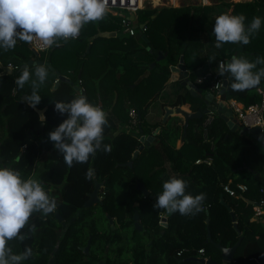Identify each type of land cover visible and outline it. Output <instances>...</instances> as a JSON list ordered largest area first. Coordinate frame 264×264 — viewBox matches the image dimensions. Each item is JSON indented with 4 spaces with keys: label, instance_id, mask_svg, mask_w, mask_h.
Returning <instances> with one entry per match:
<instances>
[{
    "label": "trees",
    "instance_id": "obj_1",
    "mask_svg": "<svg viewBox=\"0 0 264 264\" xmlns=\"http://www.w3.org/2000/svg\"><path fill=\"white\" fill-rule=\"evenodd\" d=\"M231 7V13H243L247 23L254 16L264 17V0L145 7L138 11L140 21L147 27L144 33L130 35L122 26V17L111 12L104 20L85 25L78 38L61 40L59 46H52L47 53L34 51L30 42L25 41H18L14 49L0 50V156L3 162L11 164L22 153L13 168L19 169L25 178L35 173L38 179L46 181L48 184L43 183L58 205L55 212L46 216L33 214L30 223L36 225V230L31 232L26 225L22 229L28 234L24 241H9L16 253L22 252L25 246L33 249V255L23 264H49L52 256L53 264H100V261L105 264H206L183 260L199 255L222 263L221 251L215 243L233 246L240 237L228 205L243 235L235 261L230 264H264V226L252 219L254 203L260 200L264 187V149L260 148L259 141L248 133L242 134L241 128L233 130L226 119L217 114L207 137L203 125L207 115L192 119L186 140L177 146L184 132V116H171L166 123L153 122L148 117L149 107L160 99L163 107L189 105L192 111L207 107L204 100L195 97L178 81L167 90L170 66L177 64L184 55L185 64L195 80L217 70L221 59L227 61L234 56L238 46L225 43L217 48L213 34L216 16L230 11ZM100 30L117 31L118 36L90 41L89 38ZM243 46L236 56L250 60L264 57V25L251 42ZM160 50L166 52L167 57L151 67ZM211 56H215L214 61L209 59ZM38 59L51 63L46 64L49 76L39 90L42 99L36 106H48L44 122L23 97L31 94V83L23 88L15 83L21 67L31 66L35 62L29 64V61ZM9 63L19 68L7 73L5 69ZM57 70L71 81L61 80ZM211 79L209 76L203 82L204 89H209ZM98 80L103 110L109 121L104 143L111 144L112 149L110 152L98 150L87 163H74L69 167L63 154L48 139V133L66 118V114L61 115L54 109V104L82 94L76 89L79 85L90 102L100 105ZM57 81L59 85L54 88ZM258 88L264 89V79L258 86L243 92L230 87L222 97L236 99L248 107L261 102ZM131 109L139 116V130L154 135L153 130L160 128V132L152 136L155 143L146 145L134 160L133 154L142 142L134 131L124 126L131 124ZM207 156L213 157L212 164L196 163L198 158ZM131 160L132 165L126 164ZM170 160L176 171L174 176L188 181V192L206 194L205 212L186 216L179 212L168 214L164 209L153 207L164 181L172 177L164 167ZM89 169H93L91 179L87 177ZM94 177L105 184L106 197L100 208L116 218L117 230L101 229L99 217L84 205L87 193L94 187ZM125 182L130 189L127 197L118 203V186ZM139 182L145 184L153 197L145 196L135 187ZM228 183L235 189L241 183L248 188L245 191L237 189V195H230L224 189ZM60 195L63 201H59ZM58 211L67 220L78 214L61 234H58L62 228L56 216ZM136 211L143 231L135 229L133 216ZM161 212L168 217L167 227L160 224ZM122 229L132 230L133 244L128 242L129 236L122 233ZM209 231L213 242H206ZM144 232L157 235L146 243L141 240ZM89 238L92 241L87 254L82 247L87 245ZM109 243L112 244L110 253L106 250ZM201 248L205 250L203 254L199 253ZM112 250L117 258L112 259Z\"/></svg>",
    "mask_w": 264,
    "mask_h": 264
},
{
    "label": "clouds",
    "instance_id": "obj_2",
    "mask_svg": "<svg viewBox=\"0 0 264 264\" xmlns=\"http://www.w3.org/2000/svg\"><path fill=\"white\" fill-rule=\"evenodd\" d=\"M112 4L115 0H111ZM112 11L109 0H0V50L14 49L18 41H39L44 47L59 46L60 41L79 37L82 28L105 19ZM241 14L223 12L216 16L213 34L215 47L225 43L248 45L264 25V17L254 16L250 23ZM215 60V56L209 57ZM264 57L255 60L232 56L230 61L221 60L218 73L230 81L234 91H245L258 86L264 79ZM49 76L46 64H25L15 83L23 88L31 83V94L25 97L27 104L35 108L42 96L40 88ZM54 109L66 118L48 133L53 147L63 154L65 163H87L98 150L110 152L111 144H105L107 113L97 104L80 94L70 101H55ZM41 122L46 120L42 113ZM264 139V137H261ZM91 179V169L87 172ZM163 190L157 196L154 208L164 209L168 214L196 215L206 211V194L193 195L187 191L188 181L172 176L163 183ZM57 201L46 189L36 174L25 178L19 169L0 166V264H23L33 255V249L25 246L16 253L9 241H24L27 233L22 229L27 225L35 232L36 225L30 223L34 213L48 215L57 210Z\"/></svg>",
    "mask_w": 264,
    "mask_h": 264
},
{
    "label": "water",
    "instance_id": "obj_3",
    "mask_svg": "<svg viewBox=\"0 0 264 264\" xmlns=\"http://www.w3.org/2000/svg\"><path fill=\"white\" fill-rule=\"evenodd\" d=\"M131 16H133V14H131ZM116 36H118V32L117 31H101L100 30L97 34H95L94 36L90 37L89 40L93 41L94 39H96L98 37H116ZM144 37H146V36L144 35ZM149 48H150V45H149ZM243 48H244L243 45H238L237 52H236L235 55H237V53L239 51L243 50ZM89 50L90 49L88 48L87 52H89ZM166 57H167V53L164 52L163 50H160L158 52L157 57H156V61L152 63V66H155L158 61H161V60L165 59ZM230 59H228L227 61H230ZM33 62L51 65L50 62H47V61H44V60H40V59H38L36 61H29V64H31ZM23 66L21 68H23ZM171 69L174 72L180 74V78H179L180 83L182 85H184L185 87H187L189 89V91L191 92V94H193L195 97L203 98V100H204L205 104L207 105V107L204 110L190 111V110H187V109L183 108L182 106H179V107H176V108L166 106L165 107L164 122H166V120L168 119V117L170 115H176V114L183 115L184 118H185L183 137H186L188 126H189L190 121L192 119H201V118H203V116L205 114H208L211 111V109H215L216 108L217 111H218V114L226 119V121L228 122V125L233 130H237L240 127L239 121L233 115L232 109L226 108L225 103L222 102V101L221 102H217L214 99V95L212 93H209V91L204 92L203 88L198 87L197 84L190 79V77H189L190 74H189L187 66L185 64L184 55H181L180 62L177 65H172ZM5 72L13 73V70L8 66V67H6ZM57 73L59 74V78L61 80L71 81L70 78L60 74V72L58 70H57ZM58 85H59V81H57L55 83L54 88L58 87ZM229 88H230V81L225 79L224 80V87L221 90V94H224L227 90H229ZM76 89L78 91H80L83 95H85V92H84V90H83V88L81 86L77 85ZM97 89H98V93L100 94L99 81H98ZM23 97L25 98V97H27V95H24ZM100 107L103 109L102 105H100ZM47 108H48V106H46L44 108L35 107V109L38 111L39 115H41L42 113L45 115V112H46ZM260 132H261V128L259 126H257V127L252 128L250 131H248V134H251L255 138L261 139L262 135L260 134ZM241 133H247V132L244 129H241ZM134 135L137 136V132H135ZM149 139H150L149 136L147 137V136L144 135V136L141 137L140 140L143 142V144L140 146V148L138 150H136L134 152L132 160H134L139 155V152L145 147V144L149 143ZM21 154L22 153H20V155L17 157V159H16L17 161L20 160ZM132 160L129 161L128 163H126V164L132 165ZM101 184L102 183H100L96 179V187H95L94 191L91 193L90 199L85 203L86 206H91L94 203H97V202H99L101 200L100 197H98V191H99V188H100ZM135 187L137 189H141L143 191V193L145 194V196L149 195V190L147 189V187L145 186L144 183L139 182V183H137L135 185ZM151 197H152V195H151ZM222 201H224L223 198H222ZM248 201L250 203H253V201H251V200H248ZM228 207H229V209H230V211L232 213V217H233V220H234V226L237 229L238 234L240 235V237H239L238 241L233 246H225L221 242H216L215 243V245L221 251L222 263H220L218 261H215V260H213V259H211L209 257L206 258V257H203V256H190L188 258H185L184 260L197 261V262L206 263V264H229V263H232L233 261H235L236 252L238 251V248H239V246L242 243L243 235H242V231L238 228L237 221H236V216H235L232 208L230 207V205H228ZM59 218L61 219L62 217L59 216ZM108 218H109L110 222H114V218L112 217L111 214L108 215ZM133 219H134L135 229H139L141 231L144 230V226L142 225V223L140 221V215H139L138 211L135 212V214L133 216ZM162 220L164 222H162L161 224L163 226L167 227L168 226L167 217H163ZM208 220H209V218H208ZM65 228H66V224L64 223L62 229L58 231V234H60L62 232V230H64ZM209 241L213 242L211 231L208 232V239L206 240V242H209ZM90 246H91V239L88 241V244L86 246L82 247V248H84V250L86 251L87 254L89 253ZM57 249H58V246L55 248V250H57ZM53 263H54V258H51L49 264H53ZM100 264H105V263L103 261H100Z\"/></svg>",
    "mask_w": 264,
    "mask_h": 264
},
{
    "label": "built area",
    "instance_id": "obj_4",
    "mask_svg": "<svg viewBox=\"0 0 264 264\" xmlns=\"http://www.w3.org/2000/svg\"><path fill=\"white\" fill-rule=\"evenodd\" d=\"M146 0H115V3L112 4L111 0L109 3L112 8V13L119 15L122 17V26L123 28L130 34L136 35L138 30L141 33H144L147 29L146 24L142 23L140 20L136 19L138 11L145 7ZM205 1V0H204ZM133 14V16H131ZM138 20V21H137ZM32 49L36 52H48L51 48L44 47L39 41L34 40L30 42ZM226 61L225 59H221ZM220 60V61H221ZM219 61V62H220ZM13 72L17 70L19 67L14 65L13 63H9L8 65ZM212 77L210 87L207 91L214 95V99L217 102H224L226 108L232 109L233 115L239 121L240 127L244 129L246 132L250 131L252 128L259 126L261 128L260 134L264 137V89L258 88V92L261 94L262 99L261 102L257 104L250 105L245 107L243 103L237 101L236 99L225 100L222 97L221 90L224 87L225 77L221 76L218 73V69L215 71H210L206 75L201 76L198 79V82L203 83L207 77ZM218 114L217 109H211V111L207 114L206 119L204 121V133L205 136H208L209 126L214 122L216 116ZM132 115V125H138V119L136 117L137 113L135 109L131 110ZM213 157L207 156L205 158H198L196 163H206L212 164ZM247 185L244 183L238 184L237 189L241 191L247 190ZM224 189L230 195H237L238 190L230 185V183L224 185ZM261 198L259 201L254 204V216L253 219L259 220L264 226V187L261 188ZM204 248L199 250L200 254L204 253ZM182 251L178 254L180 255Z\"/></svg>",
    "mask_w": 264,
    "mask_h": 264
},
{
    "label": "crops",
    "instance_id": "obj_5",
    "mask_svg": "<svg viewBox=\"0 0 264 264\" xmlns=\"http://www.w3.org/2000/svg\"><path fill=\"white\" fill-rule=\"evenodd\" d=\"M167 1V2H166ZM159 0V2H157V1H153V0H149V3H154V6H157V7H162V6H183V5H209V4H217V3H219V2H221V0L220 1H209V0H199V4H193V3H184L183 4V2L181 1V0H171L170 2H172V3H170L169 5L167 4L168 2H169V0ZM227 1H231V0H227ZM240 1H252V0H236V1H232V2H240ZM207 2H209V3H207ZM145 3H146V1H145ZM145 7H147L146 6V4H145ZM144 7V8H145ZM232 8L233 7H231L230 8V11H232ZM136 19H138V20H141L140 19V15L139 14H137V16H136ZM137 20V21H138ZM137 34H139V30H138V32H137ZM238 54V53H237ZM158 55V54H157ZM159 62V61H158ZM157 62V63H158ZM179 62H180V60H179ZM178 62V63H179ZM177 63V64H178ZM177 64H172V65H177ZM157 65V64H156ZM155 65V66H156ZM171 65V66H172ZM155 66H152L151 65V67H155ZM171 66H170V70H171V75H170V79L167 81V90H171L172 89V86H173V83L175 82V81H178L179 83H180V80H179V78H180V74H178V73H176V72H174L172 69H171ZM187 69H188V72H189V74H190V79L193 81V82H195L196 84H197V86L198 87H200V88H203V83H200V82H198V79L201 77V76H199L197 79H193L192 78V75H191V70L187 67ZM99 81V86H100V80H98ZM98 81H97V83H96V85H97V87H98ZM181 84V83H180ZM182 85V84H181ZM184 86V85H183ZM188 89V88H187ZM204 89V88H203ZM189 90V89H188ZM207 91V89H204V92H206ZM97 94H98V98H99V104L100 105H102L103 106V101H102V94H101V88H100V94L98 93V89H97ZM199 99H202L203 100V98H199ZM163 102V100H158V101H156V102H154L152 105H151V107L149 108V111H148V117H149V119H150V121H153L154 120V118H155V116L156 115H158L161 111H162V113H163V115H162V118H163V116H164V114H165V107L166 106H162V104H160V103H162ZM160 104V105H159ZM99 105V106H100ZM159 105V106H158ZM167 106H169V105H167ZM169 107H173V106H169ZM183 108H185V109H187V110H190V111H192L190 108H189V105H187V106H185V105H183L182 106ZM174 108H176V107H174ZM108 112H109V114H111V109L109 108L108 109ZM177 115V114H176ZM138 116V115H137ZM171 116H175V115H170V117ZM162 118H161V122L162 123H166L167 122V120H169V119H167L166 120V122H164L163 120H162ZM137 119L139 120V116L137 117ZM154 122V121H153ZM184 123H185V119H184ZM124 126H126V128L128 129V131H134V132H137V136H138V138H139V140H140V137H142V136H148L149 135V137H150V139H149V143H146L145 144V146L146 145H150V144H154L155 143V139L153 138L154 137V135H156V134H158L160 131V128H157V129H154L153 130V134L154 135H151V133L149 134V133H145V132H143L142 130H139L138 128H137V126H133L132 125V118H131V124H129V125H124ZM239 128H241V127H239ZM242 129V128H241ZM184 133V132H183ZM248 133V132H247ZM242 134H245V133H242ZM187 135H188V132H187ZM187 135H186V137H183L182 136V138L180 139V140H178V143H177V146H180L182 143H184V141L186 140V138H187ZM248 135H250V136H252L251 134H248ZM153 136V137H152ZM253 137V136H252ZM262 137V136H261ZM255 138V137H254ZM256 140L257 141H263V143H264V139H259L258 140V138H256ZM141 141V140H140ZM142 142V141H141ZM142 144H143V142H142ZM164 167L165 168H167V172H169L172 176H174L175 175V173H176V171L173 169V163L171 162V160L170 161H167L165 164H164ZM149 194H150V192H149ZM152 197H153V195H152ZM255 204V203H254ZM231 207V206H230ZM160 217H161V220H160V224L162 223V222H164L162 219H163V217H167V215H166V213L165 212H161L160 213ZM253 219V218H252ZM253 220H255V219H253ZM116 221V219L114 218V222ZM167 221H168V217H167ZM117 222V221H116ZM162 225V224H161ZM59 230H61V229H59ZM58 230V231H59ZM63 231V230H62ZM61 234V233H60ZM237 253V252H236ZM131 255V254H130ZM199 256H202V255H199ZM204 257V256H203ZM51 258H54L53 256L51 257ZM206 258H208V257H206ZM235 258H236V256H235ZM184 260V259H183ZM230 264V263H229Z\"/></svg>",
    "mask_w": 264,
    "mask_h": 264
},
{
    "label": "rangeland",
    "instance_id": "obj_6",
    "mask_svg": "<svg viewBox=\"0 0 264 264\" xmlns=\"http://www.w3.org/2000/svg\"><path fill=\"white\" fill-rule=\"evenodd\" d=\"M166 1V0H165ZM171 0H169V2L167 3L168 5L170 4V3H172V2H170ZM182 2H183V4L184 3H193V4H199V0H181ZM212 2L213 1H220V0H211ZM231 1H236V0H231ZM167 2V1H166ZM146 6L147 7H157V6H154V3H149V0H146ZM161 104V103H160ZM159 104V105H160ZM158 105V106H159ZM151 107V106H150ZM149 107V108H150ZM132 110V109H131ZM149 111V110H148ZM162 115H163V113H162V111L158 114V115H156L155 116V118H154V122L155 121H159V120H161V118H162ZM132 116V115H131ZM164 116H165V114H164ZM164 116H163V118H162V120L164 121ZM136 117H138L137 115H136ZM170 118V116L168 117V119ZM134 134H135V132H133ZM149 136V135H148ZM147 136V137H148ZM140 139H141V137H140ZM259 145H260V148H263L264 149V143H263V141L261 140V141H259ZM130 189V187H129V184L128 183H124V184H122V185H120V186H118V191H117V201H118V203L119 202H121V201H123L126 197H127V194H128V190ZM151 197V196H150ZM94 216H96V217H99V221H98V226L101 228V229H108V226L110 225V220H109V222L107 221V217H108V215L107 214H102V212L100 211V208H98V210H96V212L94 213ZM116 219V218H115ZM114 224L117 226V228L119 227V225H118V222H114ZM112 227V226H111ZM119 229V228H118ZM132 229V228H131ZM126 230V229H122L121 231H122V233H126V235H128L129 236V238L128 239H130V240H128V242L129 241H131L132 242V244L134 243V241H135V239L133 240V239H131V237H132V230ZM150 235H152V237H154V236H156L157 235V233L155 234V233H150ZM150 236L148 235V234H145V236H143V239H142V237H141V240L142 241H144V242H146L147 243V241L148 240H150ZM130 243V242H129ZM128 256H130V254H129V252H128Z\"/></svg>",
    "mask_w": 264,
    "mask_h": 264
},
{
    "label": "flooded vegetation",
    "instance_id": "obj_7",
    "mask_svg": "<svg viewBox=\"0 0 264 264\" xmlns=\"http://www.w3.org/2000/svg\"><path fill=\"white\" fill-rule=\"evenodd\" d=\"M207 114H205L204 116H206ZM17 159V158H16ZM14 160L13 161V163H11V164H7V163H5V162H3V160H2V158H1V156H0V166H9V167H13L14 166V164L16 163V162H18L17 160ZM92 171H93V169H92ZM96 177H94V187L92 188V190L91 191H89L88 193H87V195H88V199L85 201V203L90 199V197H91V193L94 191V189H95V187H96ZM98 180V179H97ZM99 181V180H98ZM42 182H46V181H42ZM100 183H102L101 184V186H100V188H99V191H98V197H100V201L99 202H97V203H94L93 205H91V206H86L85 205V203H84V205H85V207L86 208H88V210H90L91 212H93V213H95L96 212V210H98V208H100V205H102L103 204V201H104V199H105V197H106V192H105V184H104V182L103 181H99ZM47 183V182H46ZM48 184V183H47ZM49 189H51V188H49ZM147 196H151L150 194L149 195H147ZM61 195H60V198H59V201H63L64 199L62 198L61 200ZM65 203H67V201L65 202ZM100 211L102 212V214H107V215H109V213L108 212H106V211H103L101 208H100ZM56 216L58 217V219H59V221H60V223L62 224V227H63V224L65 223L66 224V226L70 223V222H73V221H75L77 218H78V214H76V215H74V216H72L71 217V219L70 220H67V218H65V217H63L62 215H60V212L58 211V212H56ZM59 216L60 217H62L61 219L59 218ZM107 220H108V222H109V218L107 217ZM119 225V224H118ZM112 226V227H111ZM119 228V227H118ZM117 228V226L114 224V222H110V225L108 226V229L106 228V230H110L109 232H111V230H117L118 229ZM62 229V228H61ZM143 231V230H142ZM153 233V232H152ZM151 233V234H152ZM145 234H148L151 238H150V240H153L152 239V235H150V233H143V235L145 236ZM155 237V236H154ZM91 238H89L88 239V241L90 240ZM92 241V240H91ZM87 244H88V242H87ZM111 247H112V244L111 243H109L108 245H107V252L108 253H110L111 252ZM110 255H112L111 257H112V259L113 258H117V254H116V252H113V250H112V253L110 254Z\"/></svg>",
    "mask_w": 264,
    "mask_h": 264
},
{
    "label": "bare ground",
    "instance_id": "obj_8",
    "mask_svg": "<svg viewBox=\"0 0 264 264\" xmlns=\"http://www.w3.org/2000/svg\"><path fill=\"white\" fill-rule=\"evenodd\" d=\"M153 1H157V2H159V0H153ZM173 1V0H172ZM210 1V0H209ZM207 3H209V2H207Z\"/></svg>",
    "mask_w": 264,
    "mask_h": 264
}]
</instances>
